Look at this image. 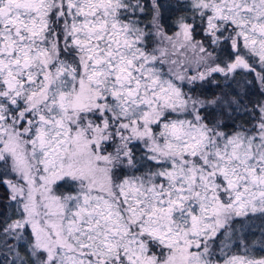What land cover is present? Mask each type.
I'll list each match as a JSON object with an SVG mask.
<instances>
[{
	"label": "snow or ice",
	"instance_id": "6c2138e0",
	"mask_svg": "<svg viewBox=\"0 0 264 264\" xmlns=\"http://www.w3.org/2000/svg\"><path fill=\"white\" fill-rule=\"evenodd\" d=\"M0 184V264H264V0H0Z\"/></svg>",
	"mask_w": 264,
	"mask_h": 264
},
{
	"label": "trees",
	"instance_id": "16d2710c",
	"mask_svg": "<svg viewBox=\"0 0 264 264\" xmlns=\"http://www.w3.org/2000/svg\"><path fill=\"white\" fill-rule=\"evenodd\" d=\"M165 4H176L177 0H163ZM163 17H164V23L166 28H171L173 25V22L175 18L180 14V12L176 9H169V10H163ZM205 93H212L217 91V89L214 86H207L205 89L201 90ZM243 119V118H241ZM8 189L5 185L0 184V220L4 218V216L8 215L10 213V209L7 207L8 205ZM257 225H259L261 222L258 220L256 221Z\"/></svg>",
	"mask_w": 264,
	"mask_h": 264
}]
</instances>
